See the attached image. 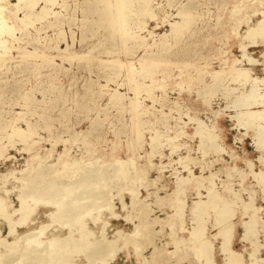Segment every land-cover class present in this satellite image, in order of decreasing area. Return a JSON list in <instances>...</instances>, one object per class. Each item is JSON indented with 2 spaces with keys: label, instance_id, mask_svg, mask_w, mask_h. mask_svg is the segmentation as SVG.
Returning a JSON list of instances; mask_svg holds the SVG:
<instances>
[{
  "label": "rangeland",
  "instance_id": "rangeland-1",
  "mask_svg": "<svg viewBox=\"0 0 264 264\" xmlns=\"http://www.w3.org/2000/svg\"><path fill=\"white\" fill-rule=\"evenodd\" d=\"M37 6L29 15L25 27L19 22L15 23V30L13 31L14 37L10 35H3L2 37L5 44H3V48H0V59L4 60L3 63H0V144H7L8 147L7 150H4L3 157H0V176H2L0 178V198L4 199H2L3 202L5 201L6 203L7 200L13 207L18 208L19 200L16 198L17 194L30 190L27 189L29 188L28 182L34 175L43 177L47 175L49 177L51 175L53 177L50 176L45 179L49 180L55 177L54 179L57 178L56 180L62 182V185H60L61 183H57L56 185L55 190L58 192V197H53L55 198L52 200L54 203L50 201L48 205H38L31 213L26 224L17 227L14 234H8V226H6L5 220L0 217V242L2 243H0V264H48L50 259H46L44 255L43 258L37 256L33 260L27 259V255L29 257L30 254L41 252L44 250L43 248L46 244L49 243L48 240L50 238L57 239L58 235L59 238L56 241L57 247L55 249H59L57 251L60 252V256L58 259L51 260L52 262L49 264H53L54 262L56 264H100V262L95 261L93 256L89 254V250L95 248L96 245L94 242L96 241L99 243H108V251H115L112 256L105 257L107 260L102 257L105 259L104 264H130V260L136 264H204L206 263L204 257L210 255L208 252L202 256H197L191 250H186L181 253L179 252L176 258H171L172 256L166 254V250H174L173 245L167 244V242H170L172 229L167 227L168 224H166L165 219L173 213L167 206V200L170 199L171 191L175 189L177 178L179 176L187 177L188 170L191 171L192 175H202L204 177H208L211 173H219L214 174L211 181L212 184L215 183L213 184L214 189H217L216 191L218 192L221 191L220 193L225 197H231L233 192L237 195L239 194L238 198H240L237 201L235 215L232 220V222L237 223H235V228H237L235 230L236 239L234 238L236 242L234 245L232 244V249L242 254L244 259L247 258L246 260H248L250 253L255 248V243L258 246V258H264V233L261 226L260 228L258 227L260 231V234L259 232L257 234L258 237L256 236V238L245 240L242 238L243 229L240 225L244 220L242 215L240 216V199H247L250 195H253L255 198V204L261 206V213L263 212L262 221H264V188L253 176L256 172L259 173V171L264 169V151L258 150L254 144L253 135L258 132L257 127L255 125L251 127L239 125V111L243 110V107H236L239 101L243 102L246 96L245 89L250 84L240 85V81L230 71L228 72L230 74L224 73L219 78L211 74L212 71L220 70L224 66V63H222L224 60L231 63V60L235 59V66L247 68L252 78L263 79L264 82V39L259 40L258 44L247 47V55L257 60L256 63H248L240 51V36L238 35H242L249 24L251 25L260 18L259 11L264 9V0H152L155 17H145L143 19L145 25L142 31L134 29L131 25V27L123 29L121 35L118 33L117 28L111 29L106 26L109 15L108 12L103 11V3L100 0H53L52 2L39 0ZM45 6L47 8L46 10L41 9V7ZM184 9L193 12L195 15L194 20L185 29L170 34L169 23L183 20V14H179V11ZM22 15V12L17 13V16L22 17ZM65 17L73 19L71 21H75L76 23V25L70 27L75 37L74 50L79 55L91 50L90 54H85L83 57L74 59L73 61H61L59 57H55V52L50 48L52 44L57 42L58 49L60 51L63 50L64 41L60 39L62 35H59V32H63L67 41L69 39V25L63 22L67 21ZM156 25L157 27H155ZM39 28L45 30L36 34L35 30ZM148 31L153 33V36L167 33L168 37L166 47L158 45L152 48V55L159 62L150 65L149 74L152 77H157V80H160V87L156 88L153 86L146 90L142 89L138 85V82L136 84L134 79L137 77L139 83L143 81L151 84L152 79L150 77L146 76L145 78L142 75L135 76L133 73L128 76L127 68L119 67L115 62L112 64L104 63L102 60L106 62L110 58L123 62L126 61L125 63L132 62L134 64L136 62L138 64L139 61L137 62V59L143 54L142 49L137 50L135 41L132 39L133 43H131L127 38L130 35H134L135 32L141 36L143 34L147 35ZM235 33H238V37L235 36ZM153 36L152 38L147 37V42L151 43L153 40H156ZM15 38L18 40L17 42L12 41ZM32 38L38 39V41H30ZM242 42L246 43L248 40L243 39ZM42 51L45 54L43 58H40L39 55ZM49 56H52V59H49ZM127 65L125 64V66ZM107 77H111L108 83L109 90L116 88L121 93H124L127 99L132 98L133 101L139 102L142 105L145 104V106L152 105L149 94L162 95L161 98L159 97L161 104H164L162 110L159 111L161 106L156 103L153 112L154 116L150 115L151 112H148L147 115L136 116L135 113L137 111L129 109L128 105L125 108L120 106H106L107 95L101 88V85L106 83L105 79ZM116 84L120 86L117 87ZM230 87L231 91H228ZM260 87L264 90V83ZM215 122H217V130L222 135V144L225 149L228 148L226 149L227 151L225 150L221 153L208 151L204 155L203 147L205 146L202 145L199 134L200 125L209 127ZM27 123H30L31 129L34 130L35 140L38 141L39 139L38 144L31 148L30 152L23 150L25 145L17 137H13L8 142L7 136L12 133L13 127L26 130ZM248 129L250 130L249 132ZM156 132L159 134L160 139L158 140L157 147L154 148L150 146V136L155 135ZM138 134L143 140L141 149ZM173 146H175L174 150ZM32 152L38 153V156L34 159V153ZM62 152L65 153L62 154ZM147 153H150V157L148 158L149 162L145 164V159L142 157ZM186 156L189 159L188 157L185 158ZM62 159H64L63 162H60ZM70 161L74 164L72 165ZM46 164L50 166H46ZM94 164L106 169H98ZM56 165H59V167L61 165V167L59 168ZM68 165L70 166L68 167ZM42 166L46 167L43 168ZM62 167L63 169L61 170ZM88 167L90 168L88 169ZM78 168L83 172H91L94 170L93 174H96V177L94 176V178L92 175L93 179H91L92 177L90 178V181L93 180L94 182L90 183L87 180L85 186H81V189L80 187L76 189L72 181L78 178V176L82 177L84 174ZM136 168H139L138 172L140 170L142 174L144 171L147 173L141 175L136 172ZM116 170L119 172H116ZM49 171L52 174H47L50 173ZM97 171L102 173V176L105 175L103 173H106V175L102 177ZM57 172H59V176ZM80 173L83 174L81 175ZM74 175H76L75 178ZM97 175L101 176V183ZM125 175L127 178H125ZM135 175L138 176L135 178ZM157 175L158 177L160 175L162 176L158 178ZM107 176L110 177L108 178ZM140 176L143 178L144 184L148 183V185L145 184V186L138 187L133 185L136 181L135 179L141 178ZM11 177H15V180ZM97 177L98 179H96ZM104 178L105 180H110V182L106 180L108 185L103 181ZM129 179L132 180L130 181ZM132 181L134 183L131 185L130 182ZM127 183L129 187L131 186L130 190L134 188L133 191H135L137 187L135 192L137 193L139 205H131V196L129 195V191H127L129 189L126 187ZM101 184L102 187L100 186ZM154 185L155 187H153ZM58 186L60 187L58 188ZM68 186L70 189H73L70 194L65 193ZM146 186L147 189H145ZM82 187L85 188L82 190ZM88 187L91 188L92 195L89 194L91 190ZM119 187L123 192H119ZM22 188L25 189L23 190ZM79 189L81 191L78 192L77 190ZM97 189L110 194L107 196L108 194L106 192L105 195ZM85 192L88 194L86 195ZM195 192L196 190L191 189L187 193L186 207L188 208L184 210V217L181 220L184 223L182 227L185 228L186 232L185 230L181 231L177 228L176 233L180 237H188L187 232L196 225L193 220V215H196V213L191 215L189 209L192 201L197 200ZM200 192L205 195L204 189L201 188ZM80 193L82 196H79ZM83 194L85 199L82 198ZM93 194H100L97 197L101 198L102 196V199L99 198L102 202ZM91 196L93 197L91 198ZM157 196L161 198L159 199ZM78 197L81 199L79 200ZM74 198H76V201L73 200ZM88 198L90 200L92 199V202ZM156 198L158 199L157 201H155ZM82 199L83 203L79 202ZM96 200L99 203L95 202L94 204ZM120 200H123V202ZM105 201L106 203L104 204L103 202ZM119 202H122V204ZM90 203L94 205L92 204L91 206ZM52 204L54 205L51 206ZM66 204L71 207V217L73 218L64 219L61 211L55 218L49 219V215L52 212L61 210ZM123 204L124 206H122ZM75 206L78 209H75ZM93 206L95 207L92 208ZM121 206L126 210L121 209ZM131 206L133 208H130ZM81 207H84L85 210L83 211ZM87 207L90 208L88 209L89 211L91 210L90 214ZM95 209L99 212L97 213ZM109 209L111 210L109 211ZM81 212H84V214ZM138 215H142V218ZM126 216L128 217L127 219H125ZM78 217H80V221ZM133 217L136 218L134 219ZM156 218L161 221L158 223ZM60 220L62 226L60 225ZM151 220L153 222L155 221V224ZM181 221L178 222L175 220L174 225H180L182 223ZM123 222L127 226L119 227L118 225ZM79 223L81 225H78ZM204 223L207 227L206 230H208V236L212 237L211 255L213 256L214 263L223 264L224 254L219 249V238H214L215 234H217V229L213 226V217L209 216ZM69 225L70 227H68ZM61 227L66 228L62 229ZM73 228L74 230L77 229V234ZM141 228L144 229V232H142L143 229ZM86 230H89V232ZM34 231V235L41 241L40 246L33 245L37 248L41 247L35 253L30 251L29 248L32 245L25 238L30 237L29 235L32 237L33 234L30 233ZM17 235L19 238H17ZM102 236H105V238ZM117 236L120 237L118 238ZM77 238H80L79 241L73 240ZM239 240L240 244L238 243ZM253 240L255 241L254 243H252ZM17 243L19 244L18 247H16ZM109 243L113 246H109ZM69 244L71 245L69 246ZM142 244L144 247L141 246ZM72 245L75 246L72 247ZM216 248L219 249L223 256L222 260L215 259ZM159 253H161L160 256L157 255ZM14 255L16 257L15 259L12 258ZM45 255H49V252H46ZM21 258L23 260H20ZM36 258L38 259L36 260ZM24 261L26 262L24 263Z\"/></svg>",
  "mask_w": 264,
  "mask_h": 264
},
{
  "label": "bare ground",
  "instance_id": "bare-ground-1",
  "mask_svg": "<svg viewBox=\"0 0 264 264\" xmlns=\"http://www.w3.org/2000/svg\"><path fill=\"white\" fill-rule=\"evenodd\" d=\"M14 1V3H12ZM38 1L39 0H0V48L4 47L3 44H5V41L2 40V37L3 35H10L11 37H14L13 36V31L15 30V23L16 22H19L21 23L24 27H25V24H27V20L29 18V15L34 11V8L37 6L38 4ZM53 0H45V2H52ZM101 3H103V11H106L108 12V15H109V18L107 19L106 21V26L108 28H117L118 29V33L121 35L122 34V30L127 28V27H132L138 31H142L144 29V18L145 17H149V18H154L155 17V14L153 12V7L152 6V0H100ZM75 3V2H74ZM68 4V3H67ZM158 6V5H157ZM11 7V8H10ZM38 7V6H37ZM36 9V8H35ZM41 9L43 10H46V6L45 7H41ZM18 12H22L23 15L22 17L20 16H17V13ZM37 12V11H36ZM183 14V20H180V21H175L173 23H169V26H170V34L172 33H177L179 32L181 29H185L195 18V15L193 14L192 11L190 10H181L179 11V14ZM259 15H260V18L258 20H256L255 22H253L251 25L249 24V26L247 27L246 31L240 35L238 33H235V36L238 37V35L240 36V51L242 52V56L244 58H246V62L248 63H256L257 60L253 59L252 57L248 56L247 55V47L248 46H251V45H254V44H258L259 43V40H262L264 39V9L260 10L259 11ZM69 17V16H68ZM68 17H65V19H67V21H63L65 22V24H68L69 25V39L68 41L65 39L64 37V34L63 32H59L58 34L59 35H62L60 37V39L62 41H64V48L63 50H59L58 49V43L55 42L54 44H52L50 46L51 50L55 52V57H59L61 59V61H73L74 59H79L80 57H83L85 54H90V51L91 50H88L86 53H83V54H78L75 50H74V44H75V37H74V32L72 31V29L70 28L71 26H74L76 25L75 21H71L73 19L71 18H68ZM179 18V17H178ZM48 19V18H47ZM9 20H11V22H9ZM78 20V19H77ZM156 20V19H155ZM154 20V21H155ZM153 21V19H152ZM70 22V23H69ZM131 22V23H130ZM72 23V25H71ZM147 23V22H146ZM157 24V22H156ZM35 25V24H34ZM48 26V25H47ZM49 27V26H48ZM157 27V25L155 26ZM30 28V27H29ZM42 30H45V29H36L35 30V33L38 34L40 31ZM117 31V30H116ZM147 34V33H146ZM238 34V35H237ZM153 36V33H150L148 31V34L145 35L143 34V36H141L140 34H137V32H135L134 35H130L127 39L129 41H131V43H133L132 41L134 40L135 41V45H136V48L137 50L138 49H142V52L143 54L141 56H139V58L137 59V62L139 61L138 64H136V62L133 64L132 62H129V63H125L126 61H119L117 59H108L106 62L105 60H102L104 63H117L119 65V67H125L127 68V74L128 76L131 75L132 73L135 75V76H138V75H142V77H145L148 76L150 77L152 80H151V84H147L146 82H140L138 81V78L136 77L135 82L137 84L138 82V85L140 87H142V89H150L152 88L153 86H155L156 88L160 87V80H157V77H152L150 74H149V69L151 68L150 65L152 64H157L159 61L158 59L154 58L153 57V51H152V48L153 47H156L158 45H161L163 47H166L167 46V37H168V34L167 33H162L160 34L159 36H153L155 37L156 40H153L151 43L147 42V37L149 38H152ZM158 39H157V38ZM133 39V40H132ZM243 39H246L248 40V42L244 43L242 42ZM12 41H15L17 42L18 40L15 38L13 39ZM30 41L32 42H35V41H38V39H31ZM264 41V40H263ZM121 45H123L121 43ZM8 48V47H7ZM123 49V48H122ZM264 53V52H263ZM45 54V52H41L39 57L43 58V55ZM263 55V54H262ZM87 56V55H86ZM52 56H49V59L51 58ZM54 58V57H53ZM52 59V58H51ZM82 59V58H81ZM136 60V59H134ZM3 59H0V63H3ZM100 61V60H99ZM226 61L224 60L222 63H224V66L220 69V70H216V71H212V75L216 78H219L221 77L224 73H228L229 71L233 73V75L236 77V79L238 81H240V85H244V84H247L249 83L250 86L245 89V94L246 96L244 97L243 99V102L242 101H239V103L237 104L236 107H243L241 111H239L240 115L238 117V122H239V125L241 126H245V127H251V126H256L257 127V130L258 132L257 133H254L253 135V139H254V144L256 146V148H258V150H262L264 151V90H262V88L260 86H262V84L264 83L263 82V79H259V78H252L251 75H250V71L247 69V68H242V66L240 67H237L235 66L236 64V61L235 59H232L231 60V63L229 61ZM125 64H129L127 66H125ZM254 65V64H253ZM172 66V65H171ZM250 69V68H249ZM230 74V73H228ZM252 74V72H251ZM111 80V77H107L105 79L106 83L104 85H101V88L103 89V91L105 92V94L107 95V102H106V106H120V107H123L125 108L127 105H128V108L129 109H133V111H137L136 116H141V115H147L148 112H151L150 115H153L154 116V110H155V104L158 103L161 108L159 109L162 110V107L164 106V104H161V101L159 100V97L161 98L162 95L160 96H157V95H153V94H149V97L151 99V103L152 105H142L141 103L139 102H135L133 101L132 98L130 99H127L126 98V95L124 93H121L120 91H118V89L114 88L112 90H109L108 89V83L110 82ZM114 82V81H113ZM129 85V84H128ZM137 85V86H138ZM117 87H119L120 85L119 84H116ZM115 86V87H116ZM231 87L229 88L228 91H231L230 90ZM143 95V94H142ZM143 97V96H142ZM127 100V101H125ZM177 107V105H176ZM140 108H142L140 110ZM157 108V107H156ZM173 108V107H172ZM158 109V108H157ZM170 110V109H169ZM237 116V115H236ZM133 117V116H132ZM184 118V117H183ZM221 118V117H220ZM219 118V119H220ZM237 118V117H236ZM218 121V120H216ZM202 122V121H201ZM193 125V124H192ZM250 130L248 129V132ZM247 133V132H246ZM34 130L31 129L30 127V123H27V128L26 130H21L20 128H15L13 127L12 129V133L8 134V142L11 141V139H13V137H17L19 139L20 142H22L25 147L23 148L24 151L26 152H30L31 151V148H33L35 145L38 144L39 142V139L38 141L35 140V136H34ZM199 134L201 136V140H202V145L205 146L203 147V154L206 155L208 153V151H215L217 153H221V152H224L226 149L225 147L223 146L222 144V135H221V132L217 130V122L213 123L212 125H210L209 127L205 126V125H200V131H199ZM252 134V133H251ZM172 136V135H171ZM225 136V134H224ZM164 137V135H163ZM186 137V136H185ZM141 136L138 134V140H139V146H140V149L141 147L143 146V140L141 138ZM168 138V137H167ZM150 146L151 147H154L156 148L157 147V144H158V140L160 139V136L159 134L156 132L155 135H152L150 136ZM187 141V140H186ZM242 141V140H241ZM0 143H1V139H0ZM132 143V142H131ZM9 144V143H8ZM187 144V143H186ZM193 144V143H192ZM191 144V145H192ZM198 145V144H197ZM7 147L8 145L7 144H0V157H3V154H4V150H7ZM11 147V146H10ZM135 147V146H134ZM193 148V146H192ZM199 148V147H198ZM175 149V146H173V150ZM146 151V150H145ZM227 151V150H226ZM234 151V150H233ZM144 152V151H143ZM34 153V152H32ZM65 152H62V154H64ZM134 153V152H133ZM149 154L150 153H147L146 155H144L142 158L145 159V164L149 162ZM210 154V153H209ZM234 154V153H233ZM179 155V154H178ZM188 155V153H187ZM38 156V153L35 152L34 155H33V159L36 158ZM64 156V155H63ZM137 156V155H136ZM200 156V155H198ZM178 157V156H177ZM188 156H186L185 158H187ZM189 157H191L189 155ZM188 157V159H189ZM195 157V156H194ZM192 157V158H194ZM197 157V156H196ZM205 157V156H204ZM172 158V157H171ZM184 159V157H182ZM191 158V159H192ZM247 158V157H246ZM195 159V158H194ZM223 159V158H222ZM263 159V158H262ZM26 160V159H25ZM64 159H62V161L60 162H63ZM137 160V159H136ZM187 160V159H185ZM184 160V161H185ZM197 160V159H196ZM213 160V159H212ZM241 160V159H240ZM248 160V159H247ZM92 161V160H91ZM116 161V160H115ZM121 161V159H120ZM174 161V160H173ZM190 161V160H189ZM195 161V160H194ZM198 161V160H197ZM209 161V160H208ZM246 161V160H245ZM41 162V161H40ZM43 162V161H42ZM59 162V161H58ZM71 162V161H70ZM69 162V164H70ZM129 162V160H128ZM127 162V163H128ZM132 162V161H131ZM214 162V161H213ZM212 162V163H213ZM251 162V160H250ZM57 163V162H56ZM72 163V162H71ZM88 163V162H87ZM96 163H97V160H96ZM122 163V161H121ZM198 163V162H197ZM196 163V164H197ZM51 164V163H50ZM55 164V163H54ZM59 164V163H58ZM74 163H72L73 165ZM79 164V163H78ZM83 164V163H81ZM92 164V163H91ZM106 164V163H105ZM109 164V163H108ZM131 164V163H130ZM160 164H161V161H160ZM192 164V163H191ZM36 165V164H35ZM34 165V166H35ZM40 165V164H39ZM38 165V167H40ZM45 165V164H44ZM52 165V164H51ZM63 165V163H62ZM77 165V164H76ZM80 165V164H79ZM96 165V164H94ZM117 165V164H115ZM137 165V164H136ZM135 165V166H136ZM155 165V164H154ZM153 165V167H155ZM187 165V164H186ZM226 165V164H225ZM224 165V166H225ZM37 166V165H36ZM35 166V167H36ZM46 166H50L48 164H46ZM46 166H42L43 168H45ZM55 167V165H53ZM59 167V165H56ZM70 165H68L69 167ZM78 166V165H77ZM81 166V165H80ZM80 166H78L79 168H81ZM97 166V165H96ZM95 166V169L97 170V168L99 169V165L97 166L96 168ZM109 166V165H108ZM118 166V165H117ZM129 166V165H128ZM177 166V165H176ZM183 166V165H182ZM37 167V168H38ZM57 169L60 170L59 168ZM74 167V166H73ZM107 167V165H106ZM148 167V165H147ZM196 167V166H195ZM204 167V166H203ZM52 168V167H51ZM72 168V167H71ZM78 168V169H79ZM90 167H88L89 169ZM102 168V166H101ZM100 168V169H101ZM113 168V167H112ZM111 168V169H112ZM140 168V166H139ZM138 168V169H139ZM156 168V167H155ZM181 168V167H180ZM261 168V167H260ZM48 169V168H47ZM63 169V167L61 168V170ZM87 169V168H86ZM92 169H94L92 167ZM94 169V170H95ZM103 170L106 169V168H102ZM124 169V168H123ZM137 169V168H136ZM138 169L136 172H138ZM144 169V168H143ZM211 169V168H210ZM247 169V168H246ZM32 170V169H31ZM49 170V169H48ZM53 170V168H52ZM51 170V171H52ZM81 170V169H79ZM93 170V171H94ZM119 170V168H118ZM116 170V172L118 171ZM121 170V168H120ZM127 170V169H125ZM204 170V169H203ZM217 170V169H216ZM38 171V170H36ZM41 171V170H39ZM55 171V170H54ZM57 171V170H56ZM82 171V170H81ZM88 171V170H87ZM91 171V170H90ZM93 171L91 172H83V173H80L82 175V177H79L74 179L73 184H75V187L76 189L78 187H80L81 189V186H85V183H87V180H89V182H94L93 180L90 181V178L93 177L96 175V174H93ZM102 171V170H101ZM107 171V170H106ZM206 171V170H204ZM219 171V170H217ZM221 171V170H220ZM258 171V170H257ZM50 172V171H49ZM98 172V171H97ZM96 172V173H97ZM105 172V171H104ZM115 172V171H114ZM115 172V173H116ZM119 172V171H118ZM124 172V171H123ZM126 172V171H125ZM129 172V171H128ZM127 172V174H128ZM142 171L139 170V174L143 175L144 173H147L144 171V173H140ZM55 173V172H54ZM59 172H57V175H58ZM62 173V172H60ZM99 173V172H98ZM108 173V172H107ZM113 173V171H112ZM111 173V174H112ZM253 173V171H252ZM9 174V173H8ZM47 174H52L51 172L50 173H47ZM46 174V175H47ZM101 174L102 176V173H99ZM106 175V173H103ZM121 174V173H120ZM125 174V173H124ZM123 174V175H124ZM126 174V175H127ZM134 174H136L134 172ZM163 175V173H161ZM215 174V173H214ZM214 174H210L208 177H204L202 175H199V176H196V175H192L191 174V171L188 170V176L187 177H180L177 178L176 180V185H175V189H173V191H171L170 193V199L168 197L169 200H167V206L173 211V213L171 215H168L165 219L166 220V224L167 227L171 228V239H170V242H167V244H171L174 246V250L170 251V250H166V254L172 256L171 258H176L178 256V253L180 252H183V251H188V250H191V252H193L195 255L197 256H202L204 253L208 252L210 255L208 257H204V261L206 263L204 264H215L214 263V260H213V256L211 255V245H212V241H211V238L210 236H208V230H206V225H205V221L206 219L209 217V216H212L213 217V226L217 229V234H215L214 238L215 239H218L219 238V241H220V246H219V249L221 250V252L224 254V261H223V264H264V258H258L259 256H257V253H258V246H256V244L254 243L255 241L253 240L252 243H254V249L253 251L250 253L249 255V259L246 260L244 259L243 255L238 253V252H235L231 245L233 244V239L235 238V234H236V229L235 228V223L232 222L233 220V217L235 215V208L237 206V201L239 200L238 198V195L233 192L232 193V196L231 197H225L223 196L222 193L216 191L213 187V183L212 184V178L214 176ZM216 174H219V173H216ZM215 174V175H216ZM10 175V174H9ZM27 175V174H26ZM34 175V173H33ZM32 175V176H33ZM45 175V174H44ZM56 175V174H55ZM103 175V176H105ZM110 175V174H109ZM122 175V174H121ZM125 175V178H127ZM147 175V174H145ZM162 175H160L159 177H161ZM181 175V174H180ZM51 175H49L50 177ZM59 176V175H58ZM57 176V177H58ZM99 176V175H97ZM101 176H99V179L98 177L96 179L99 180L100 182V178ZM102 176V177H103ZM111 176V175H110ZM109 176V177H110ZM120 176V175H119ZM130 176V175H129ZM128 176V178H129ZM134 176V175H133ZM136 176L138 175H135V178ZM148 176V175H147ZM164 176V175H163ZM218 176V175H217ZM253 176L256 178V180L258 181L259 184H262L263 185V188H264V169H262L261 171L256 172L255 174H253ZM26 177V176H25ZM30 177V176H29ZM28 177V178H29ZM49 178L48 175L43 177V176H40V175H34L31 179H29V188L27 189H30V190H25L26 192H19V194H17V199L19 200V205H18V208L16 207H13L9 202H7L6 200V203L5 201L3 202V198H0V217H2L5 222H6V226H8V234L9 235H12L14 234V232L16 231V228L17 227H21L23 225L26 224L27 220L30 218V215L31 213L35 210V208L40 205V204H47L48 205V202L51 201V203L53 202L52 200H54L55 198L53 197H58V192H56V185L57 183H61L60 185H62V182H59L58 180L56 179H45V178ZM53 177V176H51ZM67 177V176H66ZM76 177V175H74V178ZM93 177L91 179H93ZM96 177V176H95ZM94 177V178H95ZM108 177V176H107ZM108 177V178H109ZM118 177V176H117ZM141 177V176H140ZM158 177V175H157ZM158 177V178H159ZM0 178H2V176H0ZM12 178V177H11ZM15 178V177H14ZM14 178H12L13 180H15ZM63 178V177H62ZM70 178V176H69ZM106 178V177H105ZM105 181L106 182V180ZM111 178H113V176H111ZM115 178V176H114ZM131 178V177H130ZM147 178V177H146ZM24 179V177H23ZM68 179V177H67ZM72 179V177L70 178ZM69 179V180H70ZM103 179V178H102ZM138 179H139V182H138ZM138 179H135V183L132 181L130 182L131 185L132 183H134L133 185H136L137 187L138 186H145L148 185V183H145L144 184V180L143 178H138ZM145 179V177H144ZM227 179V178H226ZM64 180V179H63ZM68 180V181H69ZM95 180V179H94ZM109 180V179H108ZM107 180V182H108ZM122 180V179H121ZM127 180V179H126ZM130 180V179H129ZM132 180V179H131ZM130 180V181H131ZM148 181V179H146ZM154 180V179H152ZM170 180V179H169ZM221 180V179H220ZM60 181H61V178H60ZM102 181V180H101ZM111 181H114V180H111ZM124 181V180H123ZM146 181V182H147ZM231 181V180H230ZM246 181V180H245ZM23 182V181H22ZM67 182V181H65ZM70 182V181H69ZM68 182V184H69ZM104 182V183H105ZM107 182L105 184H107ZM110 182V180H109ZM150 182V181H149ZM155 182V180L153 181ZM214 182V180H213ZM219 182V181H218ZM19 183V182H18ZM98 183V182H97ZM101 183V182H100ZM255 183V182H254ZM23 184V183H22ZM66 184V183H65ZM84 184V185H83ZM93 184V183H92ZM103 184V183H102ZM102 184L100 185L102 187ZM105 184H103L105 186ZM126 184V183H125ZM217 184V183H216ZM59 185V184H58ZM67 185V184H66ZM87 185V184H86ZM90 185V184H88ZM97 185V184H96ZM108 185V184H107ZM151 185V184H150ZM153 185V183H152ZM151 185V186H152ZM157 185V184H156ZM247 185V184H246ZM250 185V184H249ZM254 185V184H253ZM22 186V185H21ZM26 186V185H25ZM71 186V185H70ZM94 186H95V183H94ZM123 186V185H122ZM135 186V187H136ZM7 187V186H6ZM28 187V186H26ZM60 186H58L59 188ZM65 187V186H63ZM74 187V188H75ZM92 187V186H91ZM129 190V195L131 196L130 200H131V205L133 206H136L138 204V199H137V193L135 192L137 187L135 188V191L134 190V186L132 187L133 189H131V186L129 187L128 183H127V186H126ZM155 187V185L153 186ZM217 187V186H216ZM242 187H243V183H242ZM18 188V187H17ZM57 188V190H58ZM83 188L85 187H82V190ZM87 188V186H86ZM90 188V187H88ZM98 188V187H96ZM104 188V187H103ZM102 188V189H103ZM125 188V187H124ZM188 188H191L192 190H196L195 192V195H196V198L197 200L195 201H192V204L191 207L189 208L190 209V212H191V215H193V213H196V215H193L194 218L193 220L195 221V226L192 227L191 230H189L187 232V234L189 235L188 237H180L177 235L176 233V230L177 228H179L181 231L185 230V228H183L182 226H184V223L181 221L183 220V217H184V210L188 207H186V196H187V193L189 192V190L191 189H188ZM204 189L205 190V195H203L200 190ZM219 188V187H218ZM221 188V187H220ZM6 189V188H5ZM23 190L25 188H22ZM77 190L78 192L81 191V190ZM93 189V188H92ZM105 189V188H104ZM108 189V188H107ZM120 191L119 192H123L121 191V188L119 187ZM147 189V186L146 188ZM159 189V188H157ZM156 189V190H157ZM165 189V187H164ZM16 190V189H15ZM22 190V191H23ZM65 190V188H64ZM88 190V189H87ZM91 190V188L89 189ZM99 190V192L101 191L100 189H97ZM125 190V189H124ZM239 190V189H237ZM264 190V189H263ZM3 191V190H2ZM62 191V189H61ZM73 191V189H70V187L68 186L66 188V191L65 193L67 192L68 194H70L71 192ZM86 191V190H85ZM96 191V190H95ZM103 191V190H102ZM101 191V192H102ZM111 191V190H109ZM138 191V190H137ZM145 191V190H144ZM165 191V190H164ZM167 191V190H166ZM75 192V191H74ZM78 192H77V195H78ZM88 192V191H87ZM94 192V191H93ZM97 192V193H99ZM106 192V191H105ZM105 192H102L103 194H105ZM154 192V191H153ZM151 192V193H153ZM242 192V191H241ZM18 193V192H17ZM63 193V191H62ZM83 193V192H82ZM86 193V192H85ZM107 193V192H106ZM157 193V192H155ZM167 193V192H166ZM165 193V194H166ZM88 193H86L87 195ZM90 195H92V190L91 192L89 193ZM102 194V195H103ZM108 194V193H107ZM110 194V193H109ZM109 194L107 196H109ZM118 194V193H117ZM169 194V193H168ZM56 195V196H54ZM93 195H96V194H93ZM100 196V194H98ZM96 195V197L98 196ZM106 195V194H105ZM149 195V193H148ZM256 195V194H255ZM70 196V195H69ZM72 196V195H71ZM74 196H75V193H74ZM73 196V197H74ZM79 196H82L81 193ZM139 196V194H138ZM150 196V195H149ZM76 197V196H75ZM93 196H91L92 198ZM153 197H155L153 195ZM158 197V196H157ZM79 198V197H78ZM83 199L84 198V194H83ZM95 198V196H94ZM93 198V199H94ZM98 199L100 197H97ZM96 198V199H97ZM104 198V196H103ZM112 198V197H110ZM147 198V197H146ZM159 199L161 197H158ZM167 199V197H165ZM164 198V199H165ZM3 199V200H2ZM60 199V198H59ZM72 199V198H71ZM81 198H79L80 200ZM83 199L79 202L83 203ZM102 199V196L101 198ZM99 199L100 202H102L101 200ZM108 199V198H107ZM144 199V198H143ZM73 200L76 201V198H74ZM72 200V201H73ZM86 200H87V197H86ZM85 200V202L87 203V201ZM88 200L90 202H92V199L90 200L88 198ZM110 200V199H108ZM113 200V199H112ZM158 199L156 198L155 201H157ZM60 201V200H59ZM64 201V200H62ZM89 201H88V204H89ZM123 202V200H120ZM141 201V200H140ZM139 201V202H140ZM145 201V200H144ZM95 202H98V200L94 201V204ZM111 202V200H110ZM122 202H119L122 204ZM162 202V201H161ZM191 202V201H190ZM256 200L255 198L253 197V195L249 196L247 199H240V216L242 215V218L244 219L242 221V223H240V225L242 226V229H243V235H242V238L245 239V240H249L250 238H256L258 232L260 234V231L258 230V227L260 228L261 226V229L263 230V233H264V221H262V216H263V212L261 213V206H257L255 204ZM12 203V202H11ZM54 203V202H53ZM77 203V202H76ZM75 203V204H76ZM85 203V205H86ZM99 203V202H98ZM104 204L106 203L103 202ZM154 203V202H153ZM159 203V202H158ZM164 203V202H163ZM50 204V203H49ZM64 204V203H63ZM71 204V203H70ZM91 206L93 203H90ZM93 204V205H94ZM107 204H109L107 202ZM120 204V205H121ZM140 204V203H139ZM138 204V205H139ZM143 204V203H142ZM148 204V203H146ZM157 204V203H156ZM161 204V203H160ZM54 204H52L51 206H53ZM74 205V203H73ZM97 205V204H96ZM95 205V206H96ZM112 205V203H111ZM144 205V204H143ZM149 205V204H148ZM147 205V206H148ZM153 205V204H151ZM78 206V204H77ZM89 206V205H88ZM91 206H89L91 208ZM95 206H93L92 208H94ZM101 206V205H100ZM114 206V205H113ZM124 206V204L122 205ZM121 206V209L123 208ZM162 206V205H160ZM46 207V206H45ZM102 207V206H101ZM109 207V205H108ZM111 208H113L112 206H110ZM139 207V206H138ZM82 208V207H81ZM87 207V210L90 209ZM103 208V207H102ZM130 208H133L132 206ZM57 209V208H56ZM75 209H78L76 206H75ZM83 211L85 210L84 207L82 208ZM108 209V208H107ZM106 209V210H107ZM125 208H123L124 210ZM136 209V208H135ZM144 209V208H143ZM142 209V211H143ZM147 209V208H146ZM96 212L98 213L99 211H97V209H95ZM103 210V209H102ZM105 210V209H104ZM111 209H109L110 211ZM126 210V209H125ZM138 210V209H137ZM136 210V211H137ZM140 210V209H139ZM62 211V213H61ZM79 211H80V208H79ZM89 211V210H88ZM91 211V210H90ZM89 211V214L91 213ZM93 211V210H92ZM108 211V210H107ZM106 211V212H107ZM51 212V211H50ZM87 212V211H86ZM133 212V211H132ZM138 212V211H137ZM63 214L64 216V219H70V218H73L71 217V207L68 206L67 204L64 205L63 208H61V210H56V212H52L49 216L50 218L49 219H53L55 218V216L57 214ZM82 213V212H81ZM97 213H95L97 215ZM129 213V212H128ZM135 213V212H134ZM84 214V212L82 213ZM115 214V213H114ZM138 214V213H137ZM139 214H140V211H139ZM143 214V212H142ZM237 214V213H236ZM75 215V214H74ZM86 215V214H85ZM87 215H88V212H87ZM111 215V214H110ZM117 215V214H116ZM128 215V214H127ZM17 216V218H16ZM62 216V215H61ZM62 216V217H63ZM113 216V215H112ZM131 216V215H130ZM139 216V215H138ZM142 216V215H141ZM139 216V217H141ZM157 216V215H156ZM60 217V216H59ZM60 217V218H62ZM68 217V218H67ZM77 217V216H76ZM75 217V218H76ZM85 217V216H84ZM111 217V216H110ZM144 217V216H143ZM164 217V218H165ZM80 217H78L79 219ZM94 218V217H93ZM118 218V217H117ZM125 218V217H124ZM127 219L128 217L126 216ZM134 218V217H133ZM136 218V217H135ZM134 218V219H135ZM142 218V217H141ZM158 218V217H157ZM156 218V219H157ZM92 219V218H91ZM131 219V217H130ZM34 220V219H33ZM73 220V219H72ZM71 220V222H72ZM81 219H79L80 221ZM83 220V219H82ZM96 220V218H95ZM142 220V219H141ZM140 220V222H141ZM153 220V218H152ZM151 220V221H152ZM176 221H181L182 223H180V225H174V222ZM78 221V222H79ZM94 221V220H93ZM92 221V222H93ZM158 223L159 221L161 220H158ZM156 221V222H157ZM130 222V220H129ZM149 222V221H148ZM211 222V221H210ZM35 223V222H34ZM67 223V222H66ZM70 223V221H69ZM76 223V222H75ZM97 223V222H96ZM153 224H155V221L153 222ZM30 224V223H29ZM57 224V223H56ZM55 224V225H56ZM59 224V223H58ZM74 224V223H72ZM103 224V223H102ZM162 224V223H161ZM165 224V223H164ZM165 224V225H166ZM237 224V223H236ZM32 225V224H31ZM41 225V224H39ZM46 225V224H44ZM60 225H61V220H60ZM59 225V226H60ZM68 225V224H67ZM71 225V224H70ZM70 225L68 227H70ZM76 225V224H75ZM74 225V227H75ZM78 225H81V223H79ZM96 225V224H95ZM135 225V224H134ZM38 226V225H37ZM43 226V225H42ZM62 226V225H61ZM64 226V225H63ZM104 226V224H103ZM103 226H101L102 228H104ZM143 226V225H142ZM162 226V225H161ZM212 226V227H213ZM58 227V226H57ZM73 227V226H72ZM79 227V226H78ZM148 227V226H147ZM45 228V227H44ZM62 228V227H61ZM66 228V227H64ZM62 228V229H64ZM76 228V227H75ZM83 228V227H82ZM81 228V229H82ZM69 229V228H68ZM101 229V228H100ZM143 229V228H141ZM1 230V229H0ZM33 230V229H32ZM46 230V229H45ZM67 230V229H66ZM74 230V228H73ZM76 230V234H77V229ZM74 230V231H75ZM80 231V229H78ZM54 231V230H53ZM60 231V230H58ZM78 231V232H79ZM87 231V230H86ZM151 231V230H149ZM62 232V231H61ZM89 232V230L87 231ZM120 232V231H118ZM137 232V231H136ZM144 232V229L143 231ZM159 232V231H158ZM186 232V230H185ZM211 232V231H210ZM28 233V232H27ZM35 231L33 233H30V234H33L32 237L31 235H29L30 237H25L26 239H28V243L30 245H32L29 249L30 251H32L33 253L35 252H38V249L40 248H37L33 245H36V246H40L41 245V241L39 240V238L34 235ZM60 233V232H59ZM68 233V232H67ZM71 233V232H70ZM86 233V232H85ZM18 234V233H17ZM29 234V233H28ZM56 234V233H55ZM119 234V233H118ZM140 234V232H139ZM147 234V232H146ZM148 234H150L148 232ZM181 234V233H180ZM27 235V234H25ZM38 235V234H37ZM48 235V234H47ZM68 235V234H67ZM89 235V234H87ZM102 235V234H101ZM182 235V234H181ZM1 236V235H0ZM21 236V235H20ZM46 236V234H45ZM50 236V235H49ZM56 236V235H55ZM54 236V237H55ZM76 236V235H75ZM82 236V234H81ZM85 236V235H84ZM83 236V237H84ZM130 236V235H129ZM132 236V235H131ZM140 236L142 237V235L140 234ZM149 236V235H148ZM23 237V236H22ZM88 237V236H87ZM86 237V238H87ZM91 237V236H90ZM101 237V236H100ZM103 237V236H102ZM118 238L120 236H117ZM125 237V236H124ZM135 237V236H134ZM144 237V236H143ZM147 237V235H146ZM145 237V238H146ZM258 237V236H257ZM17 238L18 235H17ZM58 238H59V235H58ZM57 238V239H58ZM62 238V237H61ZM60 238V239H61ZM105 238V236L103 237ZM154 238V237H153ZM240 238V239H242ZM264 238V237H263ZM24 239V237H23ZM45 239V237H44ZM57 239L55 238H50L48 240L49 243L46 244V246L43 248L44 250H42L41 252H38L36 254H30L29 257L27 255V259H31L33 260L35 257H39V258H43V255L44 257H46V259H50V262H52L51 260L53 259H58V257L60 256V252L57 251L59 249H55L56 246V241ZM63 239V238H62ZM69 240H71L70 238H68ZM80 239V238H79ZM79 239H73V240H78ZM123 239V238H122ZM144 239V238H143ZM150 239H151V236H150ZM149 239V240H150ZM1 240V239H0ZM46 240V239H45ZM65 240V239H64ZM85 240V239H84ZM102 240V239H100ZM107 240V239H106ZM104 240V241H106ZM131 240V239H130ZM141 240V239H140ZM148 240V241H149ZM3 241H5L3 239ZM2 241V242H3ZM13 241V240H12ZM75 241V242H76ZM109 241V240H108ZM120 241V240H118ZM128 241V240H127ZM147 241V240H146ZM243 241V240H242ZM19 242V241H18ZM72 242V241H70ZM86 242V241H85ZM98 242V241H96ZM95 243V248H92L93 249H90L89 251V254L91 256H93V259H95V261H98L100 262V264H104V260L106 259L105 257H110L114 254V250L111 251L109 250L108 251V243H99L96 244ZM101 242V241H100ZM116 242V241H115ZM125 242V241H124ZM129 242V241H128ZM131 242H133L131 240ZM136 242V241H135ZM134 242V244H135ZM259 242V241H258ZM1 243V242H0ZM10 243V242H9ZM8 243V244H9ZM12 243V242H11ZM25 243V242H24ZM43 243V242H42ZM46 243V242H45ZM62 243V242H61ZM245 243V242H244ZM2 244V243H1ZM5 244V243H4ZM19 244H21L19 242ZM17 243V246L19 245ZM65 244V243H64ZM67 244V243H66ZM73 244H74V241H73ZM76 244V243H75ZM123 244V243H122ZM131 244V243H130ZM140 244V243H139ZM144 244V243H143ZM143 244L141 246H143ZM149 244V243H148ZM71 244H69L70 246ZM87 245V243H86ZM111 245V243H109V246ZM250 245V244H249ZM260 245V244H259ZM2 246V245H1ZM22 246V245H21ZM26 246V245H25ZM24 246V248H25ZM43 246V245H42ZM75 246V245H72V247ZM79 246V245H78ZM113 246V245H111ZM138 246V244H137ZM150 246V245H149ZM153 246V245H152ZM5 247V245H4ZM13 247V246H12ZM20 247V246H19ZM28 247V246H27ZM26 247V248H27ZM62 247V246H61ZM133 247V246H132ZM144 247V246H143ZM147 247V246H146ZM9 248V247H8ZM15 248V247H14ZM63 248V247H62ZM71 248V247H70ZM82 248V247H81ZM91 248V247H90ZM139 248V247H138ZM155 248V247H154ZM16 249H19V248H16ZM23 249V248H22ZM75 249V248H74ZM73 249V251H74ZM157 249V248H156ZM159 249V247H158ZM250 249V248H249ZM3 250V249H2ZM5 250V249H4ZM13 250V249H12ZM10 250V251H12ZM15 250V249H14ZM27 250V249H26ZM25 250V251H26ZM69 250V249H67ZM66 250V251H67ZM141 251V249H139ZM154 250V249H152ZM262 250V249H261ZM45 251V252H44ZM65 251V250H64ZM62 251V252H64ZM72 251V250H71ZM83 251V249H82ZM215 251V250H213ZM250 251V250H249ZM8 252V250H7ZM17 252V251H16ZM46 252H49V255H45ZM85 252V251H84ZM135 252V250H134ZM153 252V251H151ZM159 252H161L159 250ZM11 253V252H10ZM22 253V251H21ZM30 253V252H29ZM67 253V252H66ZM106 253V255H105ZM138 253V252H137ZM141 253V252H140ZM156 253V252H154ZM245 253V252H244ZM247 253V252H246ZM76 254V253H75ZM84 254V253H83ZM139 254V253H138ZM4 255V254H3ZM25 255V254H24ZM137 255V254H135ZM140 255V254H139ZM157 255H161V253L157 254ZM206 256V255H204ZM25 257V256H24ZM105 259H103V258ZM158 257V256H157ZM3 258V257H2ZM13 259H15V255L12 257ZM84 258V257H83ZM200 258V257H199ZM11 259V258H10ZM25 259V258H24ZM38 258H36L37 260ZM91 259V258H90ZM138 259V258H137ZM158 259V258H156ZM20 260H23L22 258ZM19 260V261H20ZM107 260V259H106ZM203 260V259H202ZM5 261V260H4ZM18 261V262H19ZM47 261V260H46ZM56 261V260H55ZM60 261V260H59ZM73 261V260H72ZM91 261V260H89ZM94 261V260H93ZM147 261V260H146ZM26 261H24L25 263ZM33 262V261H32ZM45 263V261H43ZM49 262V263H50ZM86 262V261H85ZM149 262V261H147ZM48 263V264H49ZM55 263V262H54ZM53 263V264H54ZM74 263V262H73ZM3 264V263H2ZM30 264V263H29ZM42 264V263H41ZM52 264V263H51ZM56 264V263H55ZM61 264V263H60ZM84 264V263H83ZM86 264V263H85ZM88 264V263H87ZM95 264V263H94ZM155 264V263H154ZM173 264H176V263H173Z\"/></svg>",
  "mask_w": 264,
  "mask_h": 264
},
{
  "label": "crops",
  "instance_id": "crops-1",
  "mask_svg": "<svg viewBox=\"0 0 264 264\" xmlns=\"http://www.w3.org/2000/svg\"><path fill=\"white\" fill-rule=\"evenodd\" d=\"M118 226L121 227V226H127V225L124 224V222H123V223H120ZM124 228H125V227H124ZM238 230H240V229L238 228ZM237 235H238V234H237ZM235 239H236V238H235ZM235 239H234L233 245H234L235 242H236ZM238 243L240 244V240H239ZM233 245H232V248H233ZM262 251H263V250H262ZM263 252H264V251H263ZM217 258L222 260L223 256L221 255L219 249L216 248V256H215V259H217ZM134 263H135V262H134ZM134 263L130 260V264H134ZM216 263H217V261H216ZM135 264H136V263H135ZM169 264H173V263H169Z\"/></svg>",
  "mask_w": 264,
  "mask_h": 264
}]
</instances>
